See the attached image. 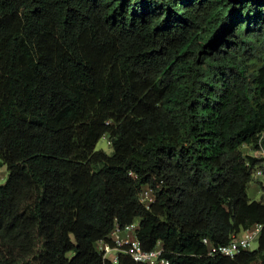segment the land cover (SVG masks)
Wrapping results in <instances>:
<instances>
[{
  "label": "trees",
  "instance_id": "16d2710c",
  "mask_svg": "<svg viewBox=\"0 0 264 264\" xmlns=\"http://www.w3.org/2000/svg\"><path fill=\"white\" fill-rule=\"evenodd\" d=\"M243 146L264 150V0H0V264H113L97 243L133 222L168 264H264V228L207 253L264 224Z\"/></svg>",
  "mask_w": 264,
  "mask_h": 264
},
{
  "label": "built area",
  "instance_id": "2783aa9c",
  "mask_svg": "<svg viewBox=\"0 0 264 264\" xmlns=\"http://www.w3.org/2000/svg\"><path fill=\"white\" fill-rule=\"evenodd\" d=\"M110 144V142L108 141ZM246 146H243V148ZM250 154L260 158L262 165L256 167L253 170V177L259 181V185L263 190L264 195V150L258 148L250 150ZM155 200V195L149 186H145L139 193V201L146 207L149 208L151 203ZM137 222H133L125 226L124 229H119L117 226L110 233V237L115 243V246H110L105 242H99L98 250L102 252L103 257L108 259L113 264L118 261V252L128 254L134 261L141 264H168V259L164 256V246L161 241H158L151 249H144L135 237V229ZM264 228V224L258 223L247 229H243L240 232L233 234L227 244L212 246L208 249V255H224L232 257L242 250L249 249L252 241H258L261 232ZM122 233V237H117L118 234ZM114 235L116 237L114 238ZM204 244H208L207 238H202ZM124 246V247H123Z\"/></svg>",
  "mask_w": 264,
  "mask_h": 264
},
{
  "label": "rangeland",
  "instance_id": "374dc122",
  "mask_svg": "<svg viewBox=\"0 0 264 264\" xmlns=\"http://www.w3.org/2000/svg\"><path fill=\"white\" fill-rule=\"evenodd\" d=\"M96 150H103L106 153H110L111 152V145L108 143V138L107 136H102L96 143L95 146ZM245 152L250 153L249 149L247 147H244ZM6 179V170H5V166H1L0 167V184H3L5 182ZM254 180H256L253 177ZM257 185V182H255ZM259 187V186H258ZM248 195L250 198L258 200L260 198V195L263 194V190L261 188H259V191H255V185L253 182H251L249 184V188H248ZM258 247V241H252L249 247V250H254Z\"/></svg>",
  "mask_w": 264,
  "mask_h": 264
},
{
  "label": "crops",
  "instance_id": "0c3cea01",
  "mask_svg": "<svg viewBox=\"0 0 264 264\" xmlns=\"http://www.w3.org/2000/svg\"><path fill=\"white\" fill-rule=\"evenodd\" d=\"M253 183H254V185H255V191H259V187H258V185H256V183L253 181ZM123 236V234L122 233H120V234H118L117 235V237H122ZM116 237V235H114V238ZM97 244H99V242L97 243Z\"/></svg>",
  "mask_w": 264,
  "mask_h": 264
}]
</instances>
